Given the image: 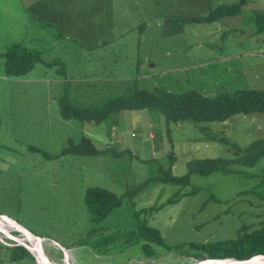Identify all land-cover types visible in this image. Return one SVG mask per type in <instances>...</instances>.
<instances>
[{"label":"rangeland","instance_id":"obj_1","mask_svg":"<svg viewBox=\"0 0 264 264\" xmlns=\"http://www.w3.org/2000/svg\"><path fill=\"white\" fill-rule=\"evenodd\" d=\"M240 1L68 0L63 25L48 12L49 1L0 0V53L20 43L42 50L45 61L11 78L0 57V215L44 238L45 254L58 264H66V253L71 264L207 263L209 256L180 245L231 247L244 233L264 232V158L227 173L193 174L188 183L165 182L168 174L186 175L193 160L234 158L230 146L201 128L245 148L264 139V114L174 123L151 109L125 110L97 125L65 120L59 106L67 87L70 102L83 108L137 90L209 97L264 90V33L255 34L250 22L264 0H248L241 14L212 24L180 23ZM85 137L99 154L61 156L70 139ZM90 187L121 199L98 224L85 203ZM144 223L173 250L144 249L146 241L137 239ZM2 239L0 245L16 243ZM0 264L37 263L12 262L0 246Z\"/></svg>","mask_w":264,"mask_h":264},{"label":"trees","instance_id":"obj_2","mask_svg":"<svg viewBox=\"0 0 264 264\" xmlns=\"http://www.w3.org/2000/svg\"><path fill=\"white\" fill-rule=\"evenodd\" d=\"M248 0H241L238 4L220 5L206 16L203 17H184L180 19L182 25L191 23L212 24L226 16H237L241 14L242 8ZM250 22L253 24L255 34L264 33V10L254 11L250 15ZM144 24L141 25V28ZM0 57L4 60L5 74L7 77L19 78L30 73L38 64H45L42 54L36 50H30L20 43H14ZM56 62H50L46 65H53ZM61 62L59 61V64ZM60 68V72L66 76L65 66ZM68 87L64 96L59 100L60 114L65 120H77L79 122H93L97 125L102 124L110 118L112 114L121 111H136L151 109L164 116L167 122L178 123L184 120H190L196 123L203 122H223L238 114H264V90L260 89H240L230 94H222L215 97L202 95L198 92L191 91L182 94L159 90L158 92H149L137 90L128 97H119L110 100L100 108H83L76 106L68 99ZM201 131L211 139L219 141L233 149L234 158L226 160L217 159H199L188 163V172L182 177H174L168 174L165 182L188 183L193 174L208 176L215 172H231L230 166L233 164L254 166L260 159L264 158V139L252 142L245 148L238 144L230 143L224 138H218L205 128ZM93 141L88 138L76 144L69 140V145L62 150L61 156H95L99 154ZM47 159L51 157L43 153ZM173 201V200H171ZM85 203L91 216V221L95 224L102 222L114 209L121 205V199L110 191L90 187L86 191ZM19 234L14 232L13 235ZM245 236L237 239L233 245L228 246L226 242L217 244H197L185 243L180 248L189 247L191 250L200 252L198 257L203 258L205 255L209 258L222 256H231L234 258L250 259L252 257L264 254V232L254 231L253 233H244ZM137 239L146 241L144 249H148V244H156L165 247L168 251L173 250L172 246L164 243L159 231L144 223L137 230ZM11 244H1L9 251V260L12 262L22 261L26 257H34L30 252L17 245L13 241L6 240ZM264 257V256H260Z\"/></svg>","mask_w":264,"mask_h":264},{"label":"water","instance_id":"obj_3","mask_svg":"<svg viewBox=\"0 0 264 264\" xmlns=\"http://www.w3.org/2000/svg\"><path fill=\"white\" fill-rule=\"evenodd\" d=\"M0 223L3 225H6L5 226L6 228L12 229L19 233V235H13L7 230L5 232H0V237H1L0 241L3 242L2 237L13 239L14 241H16L17 245H20L26 248L30 252V254L34 257L37 264H58L50 260V258L45 254L43 250V246H42L44 238L35 236L33 233L28 231L22 225H20L19 223L10 219L7 216L0 215ZM66 255H67L66 264H71L69 261L68 253H66ZM255 258L257 257H252L250 259H244V258H234L231 256H222V257H217V258H208L205 261H207L208 264H218L224 260H228L232 262L247 263V262L253 261ZM201 262L202 261H199L198 264H200Z\"/></svg>","mask_w":264,"mask_h":264},{"label":"crops","instance_id":"obj_4","mask_svg":"<svg viewBox=\"0 0 264 264\" xmlns=\"http://www.w3.org/2000/svg\"><path fill=\"white\" fill-rule=\"evenodd\" d=\"M46 1H49L46 4L48 12L51 13L54 17H56V19H61V21L64 25V22H66L68 19V16H70V15H68V13L66 11V4H67L68 0H46ZM38 14H40V13H38ZM51 17L52 16L50 15L49 18L51 19ZM54 22L56 23V20H54ZM49 24L51 26H54V24L52 22H49ZM66 75H67V73H66ZM65 78H66V76H65Z\"/></svg>","mask_w":264,"mask_h":264},{"label":"bare ground","instance_id":"obj_5","mask_svg":"<svg viewBox=\"0 0 264 264\" xmlns=\"http://www.w3.org/2000/svg\"><path fill=\"white\" fill-rule=\"evenodd\" d=\"M5 226L6 225H3V224L0 223V232H5L6 231V227ZM258 260H260V262H257L255 264H264V257H257L253 261H250V262H247V263L232 262V261L224 260V261H222V262H220L218 264H252L253 262L258 261ZM200 264H208V263L201 262Z\"/></svg>","mask_w":264,"mask_h":264}]
</instances>
